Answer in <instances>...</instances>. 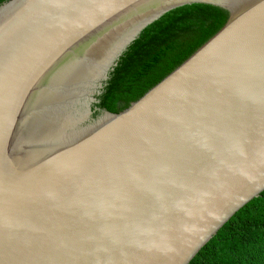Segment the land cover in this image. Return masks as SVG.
<instances>
[{
  "label": "water",
  "instance_id": "obj_1",
  "mask_svg": "<svg viewBox=\"0 0 264 264\" xmlns=\"http://www.w3.org/2000/svg\"><path fill=\"white\" fill-rule=\"evenodd\" d=\"M264 191V0L0 4V264H188Z\"/></svg>",
  "mask_w": 264,
  "mask_h": 264
},
{
  "label": "trees",
  "instance_id": "obj_2",
  "mask_svg": "<svg viewBox=\"0 0 264 264\" xmlns=\"http://www.w3.org/2000/svg\"><path fill=\"white\" fill-rule=\"evenodd\" d=\"M188 264H264V191L236 211Z\"/></svg>",
  "mask_w": 264,
  "mask_h": 264
}]
</instances>
